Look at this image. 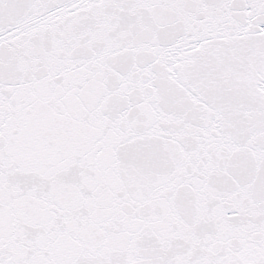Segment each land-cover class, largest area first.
<instances>
[{"label": "snow or ice", "instance_id": "6c2138e0", "mask_svg": "<svg viewBox=\"0 0 264 264\" xmlns=\"http://www.w3.org/2000/svg\"><path fill=\"white\" fill-rule=\"evenodd\" d=\"M0 264H264V0H0Z\"/></svg>", "mask_w": 264, "mask_h": 264}]
</instances>
